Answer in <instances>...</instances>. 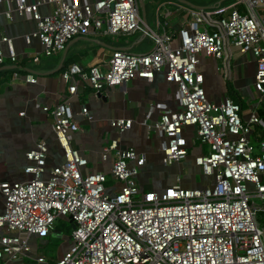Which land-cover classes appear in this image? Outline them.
<instances>
[{"label":"built area","instance_id":"obj_1","mask_svg":"<svg viewBox=\"0 0 264 264\" xmlns=\"http://www.w3.org/2000/svg\"><path fill=\"white\" fill-rule=\"evenodd\" d=\"M13 1L19 14L35 21L36 30L25 38L29 42L31 36L37 37L44 56L64 51L76 37L121 38L144 32L146 26L139 0ZM42 3L51 4V12L41 14ZM156 10L157 30L148 27L145 32L152 42L150 49L114 48L107 61L91 65L88 71L70 64L61 78L69 95L76 92L78 82L97 94L135 78L152 80L163 70L165 80L177 86L175 96L181 108L157 104L159 117L144 123L146 129L163 138L164 165L186 158L191 142L206 145L208 151L197 155L194 163L209 181L183 187L179 176L162 191L142 190L138 176L146 154L133 147L119 148L118 138L105 139L101 150L103 160L112 157L109 174L90 172L87 158L70 142L72 133L79 130L76 115L88 120L91 115L86 106L74 112L68 97L62 96L42 110L53 118L64 161L44 177L47 146L38 140L25 154L33 162L25 168L29 178L0 180L4 197L0 264L18 260L24 264V259L37 264H264V226L257 219L264 211V121L257 112L264 105V0H219L211 7L167 0L159 2ZM175 12L182 17L173 31L158 17L169 19ZM1 40L8 42L7 57L15 62L10 40ZM233 47L251 54L255 61V94L250 96L256 104L247 119L229 96L219 102L208 98L199 69L203 56L220 59L223 76L229 78ZM32 55L38 61V54ZM4 58L0 50V64ZM23 79L36 82L32 74ZM132 123L131 118L122 117L109 121L120 135ZM61 217L74 223L68 247L53 260L33 252L31 237L41 241L54 234Z\"/></svg>","mask_w":264,"mask_h":264},{"label":"crops","instance_id":"obj_2","mask_svg":"<svg viewBox=\"0 0 264 264\" xmlns=\"http://www.w3.org/2000/svg\"><path fill=\"white\" fill-rule=\"evenodd\" d=\"M33 1L27 0L29 3ZM51 9L52 5L48 3H42L38 7L41 14H48ZM0 10V50L5 55L0 64V180L2 182H19L29 178L25 168L33 162L28 160L25 154L34 148L38 140H44L47 146L44 177H48L50 168L64 161L63 151L52 128L53 118L49 112L42 110V106L52 105L62 96H66L74 112L77 113L81 106H86L91 115L90 120L76 115L79 130L72 133L70 142L74 149L87 158V169L90 172L101 171L109 174L112 157L109 156L103 160L101 150L105 139L118 138L119 148L133 147L146 154V162L141 167L138 176L142 190L162 191L168 187L169 185L166 187L157 186L158 182H161L159 177L162 174L159 168L167 169L170 166L164 165L161 161L160 149L163 138L152 130L147 131L144 124L153 122L159 117L160 111L155 107L157 104H164L171 110H180L181 108L175 96L177 86L165 80L164 71L156 72L152 80L135 78L122 87H105L101 91L104 97L95 94L82 82H78L76 92L69 95L67 84L61 78V72L70 64H79L85 71H88L91 65L107 61L114 48H125L132 52L145 51L146 49H140L139 46L134 47L135 51L131 48L143 38V32L136 36V40L132 44L127 39L119 42V38L115 40V42L118 41L117 43L109 45L103 39L105 36L100 35L76 37L68 42L64 51L44 56L37 37L31 36L29 42L25 38L26 34L36 30L35 21L27 14H19L13 0H2ZM156 12L155 7V16L152 15L149 21L145 8L147 27L153 30H157ZM181 17V12H175L169 19L160 20V17L158 19L161 23L166 21L168 28L174 31L180 26ZM135 34L137 32L132 36ZM2 37L10 40L17 55L15 62L7 57L8 42L1 40ZM232 52V60L234 57L235 60L233 62L231 60L229 78H224L222 68L216 62L217 59L206 56L201 58L199 69L204 76L203 87L208 98L214 102H219L228 96L229 88L232 87L240 97L252 103L250 106L246 103V107L242 110V117L247 119L251 107L256 104L250 96L255 94V91L252 90L253 87L251 89L252 85L248 79L249 74L251 82L253 81L255 61L249 53L241 54L236 48L232 49ZM34 53H37L39 57L36 62L32 60ZM243 68H246L247 75L243 73ZM14 72L18 73L16 77H13ZM26 74H32L36 82H26L23 79ZM262 104L264 103L262 102ZM21 112L23 113L21 114ZM148 113L149 119H146ZM119 117L133 120L131 128L121 135L109 124L112 118ZM188 131V137H190L192 131ZM207 151L206 145L197 141L191 142L186 156L189 159L186 166L194 167L198 171L199 167L194 164V158ZM156 164L158 166L155 167ZM176 164L179 165L176 162L171 164V167L176 168ZM154 173L160 174L154 177ZM177 173L174 176L176 179L180 176ZM174 177L169 182H172ZM180 179L182 180L181 176ZM208 181L207 177L200 178V181L195 179L191 187L202 186ZM3 208L4 197L0 193V212L3 211ZM51 235L53 236V234ZM41 241H43L42 244L48 242L47 238ZM38 242L37 238L31 237L30 243L33 252L37 251ZM68 244L69 239L62 243L57 255L66 249ZM20 262L21 260H18L15 263L21 264Z\"/></svg>","mask_w":264,"mask_h":264},{"label":"rangeland","instance_id":"obj_3","mask_svg":"<svg viewBox=\"0 0 264 264\" xmlns=\"http://www.w3.org/2000/svg\"><path fill=\"white\" fill-rule=\"evenodd\" d=\"M162 1H167V0H144V4H145V8L147 10V16H148L149 21L151 20L152 15L155 16L154 15L155 7H157L158 3L162 2ZM182 1H184L185 3H187L189 5L195 6V7H211L216 2H218L219 0H182ZM231 1H235V0H225L224 2L229 3ZM160 20H163L162 16H160ZM137 35H140V32H137V34H135L134 36L130 35V36H126V37H121L120 39L119 38H112V37H104L103 39L106 40L107 44H109V45H111L110 43L114 44V43H117L118 41L123 42L124 39L130 40L131 41L130 44H132L136 40L135 38ZM115 40H118V41L115 42ZM137 47L138 46H136L135 48H137ZM151 47H152V42L148 38H146L145 41L141 44V47L139 46L140 49L144 48L146 50L150 49ZM135 48H133V51H135ZM233 49L235 50V47H233ZM234 60H235V57L233 58L232 62ZM216 62L218 65H220V66L222 65L220 59H217ZM243 73L245 75H247L246 68H243ZM248 79L250 80V85L253 86L254 78H253V81L251 82V79L249 78V74H248ZM252 86H251V89H252ZM232 94L233 93H230V95H232ZM188 161H189L188 158H184L180 162H177V163H179V165L176 164L177 165V167L175 166L176 168L171 167L173 164L170 166L168 165L169 167H167V169L166 168H159V170L162 171L161 172L162 174L159 177L161 182H158L157 186L161 185L162 187H166L167 185L170 186V185L176 183V178L174 177L176 172H178L177 174H180V176L182 178L181 185L183 187H186V186L191 187L192 182L195 179L200 181V178L202 179V177H203L201 172H200V169L198 168V171H197V169L194 167L188 168L186 166ZM156 166H158V165L156 164L155 167ZM158 175H156V173H154V177H157ZM173 177H174L173 181L169 182L170 179H172ZM157 191H159V190H157ZM255 202L258 204L261 203V201L258 199L255 200ZM257 219H258L260 225L264 226V211H261L257 214ZM56 227L57 228H56L55 234L57 236H52L51 238L47 237L48 242L47 243L45 242V244H42L43 241H39L37 244V254L45 255L47 258H51L52 260L56 258L57 252H58L60 246L62 245V243L64 241H66L69 238V235L71 232L70 224L66 218L65 219L63 217L59 218L56 222ZM14 264H17V263L14 262ZM24 264H37V263L35 260L24 259Z\"/></svg>","mask_w":264,"mask_h":264},{"label":"trees","instance_id":"obj_4","mask_svg":"<svg viewBox=\"0 0 264 264\" xmlns=\"http://www.w3.org/2000/svg\"><path fill=\"white\" fill-rule=\"evenodd\" d=\"M177 1H181V0H177ZM224 1H225V0H223V2H224ZM145 39H146V37H143L141 40H139L138 42H136L131 48H134V47H136V46H141V44L145 41ZM230 93H233V94L230 95ZM228 96H229L232 100L236 101V102L240 105V107H241L242 110H243V108L246 107V99L240 97L239 93L235 92V91L232 89V87L229 88ZM257 112H258L259 116L264 120V105L260 106L259 109L257 110ZM202 176H203V175H202ZM203 177H205V176H203ZM48 237L51 238L52 235H49Z\"/></svg>","mask_w":264,"mask_h":264},{"label":"water","instance_id":"obj_5","mask_svg":"<svg viewBox=\"0 0 264 264\" xmlns=\"http://www.w3.org/2000/svg\"><path fill=\"white\" fill-rule=\"evenodd\" d=\"M182 1V0H181ZM184 2V1H182ZM139 8H140V13H141V18L143 20V23L146 25L144 27V32L142 33V37L145 36V32H147V21H146V13H145V4L143 2V0H139ZM97 95L101 96V97H104V95L101 93V92H98ZM70 223V227L73 228L74 227V223L72 221H69ZM53 236H57L55 233L53 234Z\"/></svg>","mask_w":264,"mask_h":264}]
</instances>
